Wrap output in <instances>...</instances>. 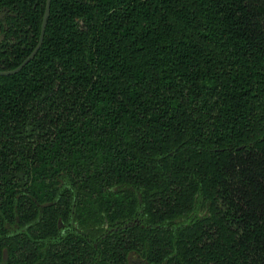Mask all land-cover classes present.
<instances>
[{
    "label": "trees",
    "instance_id": "trees-1",
    "mask_svg": "<svg viewBox=\"0 0 264 264\" xmlns=\"http://www.w3.org/2000/svg\"><path fill=\"white\" fill-rule=\"evenodd\" d=\"M46 3L0 0L18 14L3 69L38 44ZM60 172L78 191L92 172L181 191L153 220L201 192L214 215L178 232V263L264 264V0H52L36 57L0 76V191H57Z\"/></svg>",
    "mask_w": 264,
    "mask_h": 264
},
{
    "label": "flooded vegetation",
    "instance_id": "flooded-vegetation-1",
    "mask_svg": "<svg viewBox=\"0 0 264 264\" xmlns=\"http://www.w3.org/2000/svg\"><path fill=\"white\" fill-rule=\"evenodd\" d=\"M17 15L7 6L0 8V43L7 38L8 18ZM40 41L41 36L33 51ZM32 52L15 68L3 69L0 63V71L17 69ZM33 59L19 72L0 76L20 73ZM92 173L90 191L73 188L64 172L55 176L57 191L52 186L55 191H0V264H179L178 232L200 224L204 231L209 228L213 204L201 192L182 215L153 220L166 208L165 202L177 198L171 193L181 191H169L163 199L133 184H110L106 175ZM156 231L169 232L172 239L157 245L148 234ZM186 240L190 245L197 241ZM203 241L209 243V237Z\"/></svg>",
    "mask_w": 264,
    "mask_h": 264
},
{
    "label": "water",
    "instance_id": "water-1",
    "mask_svg": "<svg viewBox=\"0 0 264 264\" xmlns=\"http://www.w3.org/2000/svg\"><path fill=\"white\" fill-rule=\"evenodd\" d=\"M50 5H51V0H47V10L45 13V17H44V21H43V27H42V35H41V41L39 43V45L37 46V48L32 52V54L15 70L13 71H6V72H2L0 71V74L2 75H10V74H14L19 72L31 59H33L35 57V55L37 54L38 50L40 49L42 42H43V37H44V33H45V29L47 26V22H48V18H49V14H50Z\"/></svg>",
    "mask_w": 264,
    "mask_h": 264
}]
</instances>
